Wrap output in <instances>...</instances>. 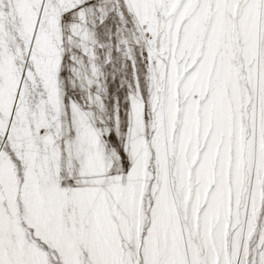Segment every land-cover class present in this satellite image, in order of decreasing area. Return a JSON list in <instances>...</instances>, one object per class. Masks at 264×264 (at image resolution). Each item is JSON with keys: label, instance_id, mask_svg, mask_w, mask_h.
<instances>
[{"label": "snow or ice", "instance_id": "obj_1", "mask_svg": "<svg viewBox=\"0 0 264 264\" xmlns=\"http://www.w3.org/2000/svg\"><path fill=\"white\" fill-rule=\"evenodd\" d=\"M0 264H264V0H0Z\"/></svg>", "mask_w": 264, "mask_h": 264}]
</instances>
